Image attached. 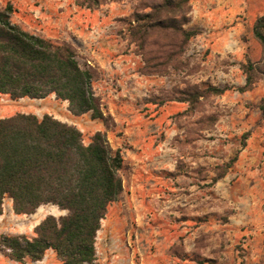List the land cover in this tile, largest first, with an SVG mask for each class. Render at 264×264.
Returning <instances> with one entry per match:
<instances>
[{"label":"rangeland","instance_id":"1","mask_svg":"<svg viewBox=\"0 0 264 264\" xmlns=\"http://www.w3.org/2000/svg\"><path fill=\"white\" fill-rule=\"evenodd\" d=\"M6 1L14 8L13 23L53 41L70 43L76 49L79 63L96 72L93 91L114 121V127L105 134L110 146L121 151L125 162L121 171L124 196L109 208L105 223L101 222L92 264H141L144 256L141 249L146 247L144 231L151 215L155 217L158 236L152 239L149 264H247L244 228L242 224L230 226L224 223V218L240 210L234 208L232 201L228 204L227 199L237 198L233 185L243 187L244 183L254 182L264 166V119L258 108L264 99V79H259L249 91H238L245 82L240 70L245 60L237 62L229 55L223 58L208 55L204 45L207 30L193 23L194 0H188L190 20L183 27L198 34L163 73L154 75L142 74L146 72L145 62L129 33L133 12L142 1L152 0H122L95 8L80 7L76 0L1 3ZM164 37L154 34L152 41L163 43ZM158 53L165 57L161 49ZM262 58L263 55L256 61ZM192 86L201 89L213 86L224 92L200 99L191 113L186 103L166 101L176 98V91ZM16 113L39 118L49 114L72 124L80 130L84 144L94 134L89 114L73 117L66 104L50 96L41 100H11L0 94V119ZM205 116L215 118V123L210 125L204 120L198 128L194 122ZM226 164L230 167L224 177L217 180L216 186L212 185ZM184 184H190V188L178 190ZM239 193L238 200L243 197V189ZM194 198L200 199L199 202ZM2 209L0 236L27 238L34 236L33 228L46 216L66 213L48 204L31 215H16L8 198L3 200ZM183 215L191 219L183 242L188 250L184 255L177 253L176 244L183 233L178 229V219ZM112 217L116 218L110 223ZM194 223L202 225L196 232ZM196 241L202 250L191 253ZM174 242L171 253H167ZM0 264H59V261L52 250H47L41 261L24 263L0 253Z\"/></svg>","mask_w":264,"mask_h":264},{"label":"trees","instance_id":"2","mask_svg":"<svg viewBox=\"0 0 264 264\" xmlns=\"http://www.w3.org/2000/svg\"><path fill=\"white\" fill-rule=\"evenodd\" d=\"M122 0H76L80 7L95 8ZM0 0V94L11 100L21 98L55 99L67 102L72 116L89 113L106 130L114 127L101 99L93 91L96 72L82 66L76 49L65 41H53L28 31L11 21L12 4ZM188 0L142 1L129 23L131 41L144 62L146 72L154 75L184 53L189 40L198 34L185 27L190 18ZM154 34L164 42L152 41ZM253 36L262 46L260 61L247 59L240 70L245 76L239 92L251 90L264 79V13L253 26ZM166 52L162 57L158 50ZM224 89L213 86L186 87L176 98L166 101L186 103L188 113L199 100L219 96ZM258 108L264 119V99ZM214 124L212 116L194 122ZM229 164L221 168L213 183L224 177ZM125 162L119 149H113L105 132H95L88 144L74 125L49 114L16 113L0 119V216L3 200H11L16 215H31L42 205H54L64 215H48L34 228L32 238L1 235L0 253L18 263L41 261L52 250L59 264H92L96 259V235L107 208L118 202L123 192L121 171ZM216 169L220 170L219 167ZM199 264V263H198Z\"/></svg>","mask_w":264,"mask_h":264},{"label":"crops","instance_id":"3","mask_svg":"<svg viewBox=\"0 0 264 264\" xmlns=\"http://www.w3.org/2000/svg\"><path fill=\"white\" fill-rule=\"evenodd\" d=\"M263 13L264 0H194L192 11L194 25L202 26L207 30V39L204 45L206 51H208V55L219 56L220 58L229 55V57H232V60L237 62L246 61L247 59L250 61H256L262 57V46L253 36V26L256 19ZM49 96L55 99L54 94ZM19 100H23V98ZM61 102L67 106L66 101ZM92 122L94 125V133L98 131L107 133L100 121L93 120ZM259 174L257 180L244 183V185H242L243 187H237V184L233 185L232 189L237 194V198L232 197V200H230V198L227 199L228 204H231L232 201L233 204L235 203L234 208L240 207V210H235L231 212L227 218H224V223H228L230 226H240L238 224H242L241 226L244 228L243 236L246 237L247 240L246 245L249 255L247 259L249 262L247 264H264V166L261 167ZM217 182L218 181L212 183V185L216 186ZM188 187L190 188V184H184L183 187L178 188V190L186 191L188 190ZM240 188L243 189V197L238 200L240 198ZM183 195L186 197L187 193H183ZM233 195L235 196V194ZM123 196L124 187L120 200ZM8 200L11 202L10 199ZM193 200L195 202L198 200L199 202L200 199L194 198ZM115 203L117 202L108 206L102 223H105V220L110 214L109 208L112 209L113 205L115 206ZM115 218H110L109 222L112 223ZM200 221L201 220H199V222ZM190 222L191 219H187L186 215H183L182 218L179 217L178 229L183 233L178 236V243L174 242L172 243V246L170 245L168 247L167 253H171L170 248L174 247L176 244L179 248V251H177L178 254L184 255L188 252L186 245L183 242L184 238L187 237L186 229ZM154 223L155 217L151 215L147 220V227L144 231L146 247L141 249L144 255L142 256L141 264H149L152 262L151 256H148V254L152 250L151 243H153V237L158 236V231L155 228ZM193 226L195 232L202 227L201 223H194ZM142 232L143 230L141 231V234ZM199 232L196 235H198ZM196 235L194 236L196 237ZM201 250L202 247L198 242H194L191 253H197ZM183 257L174 258L177 261H182Z\"/></svg>","mask_w":264,"mask_h":264}]
</instances>
